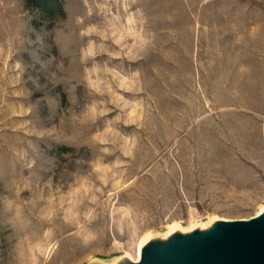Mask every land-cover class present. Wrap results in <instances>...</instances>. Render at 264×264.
<instances>
[{
    "label": "rangeland",
    "instance_id": "rangeland-1",
    "mask_svg": "<svg viewBox=\"0 0 264 264\" xmlns=\"http://www.w3.org/2000/svg\"><path fill=\"white\" fill-rule=\"evenodd\" d=\"M29 1L0 0V264L260 210L264 0Z\"/></svg>",
    "mask_w": 264,
    "mask_h": 264
},
{
    "label": "water",
    "instance_id": "water-1",
    "mask_svg": "<svg viewBox=\"0 0 264 264\" xmlns=\"http://www.w3.org/2000/svg\"><path fill=\"white\" fill-rule=\"evenodd\" d=\"M170 234L166 242L152 239L139 261L126 264H264V213L248 219L217 222L208 230ZM154 242V243H153Z\"/></svg>",
    "mask_w": 264,
    "mask_h": 264
},
{
    "label": "bare ground",
    "instance_id": "bare-ground-1",
    "mask_svg": "<svg viewBox=\"0 0 264 264\" xmlns=\"http://www.w3.org/2000/svg\"><path fill=\"white\" fill-rule=\"evenodd\" d=\"M264 213V205H262V207H260V210L255 214V215H253V216H260V215H262ZM252 216V217H253ZM249 218H251V217H249ZM248 219V218H247ZM222 221H229V220H227V219H220V218H213V219H211L210 220V223H211V225H214L215 223H217V222H222ZM176 229H178V225H176V224H173V225H171V226H169L168 227V231H169V235L170 234H173L174 232H176ZM195 229H200L201 230V232H202V228L200 227V225H192L191 224V227H189V230H187V232L186 233H190V232H192L193 230H195ZM149 234H147L142 240H141V242L139 243V245H138V248H137V254H136V257H134V258H130L129 256H125V258H127V259H129V260H131V261H134V262H137V261H139V259H140V257H141V250H142V248L148 243V242H150V240L152 239L151 237V235L150 236H148Z\"/></svg>",
    "mask_w": 264,
    "mask_h": 264
},
{
    "label": "trees",
    "instance_id": "trees-1",
    "mask_svg": "<svg viewBox=\"0 0 264 264\" xmlns=\"http://www.w3.org/2000/svg\"><path fill=\"white\" fill-rule=\"evenodd\" d=\"M26 2H30L29 0H26ZM59 5H60V2H59Z\"/></svg>",
    "mask_w": 264,
    "mask_h": 264
}]
</instances>
